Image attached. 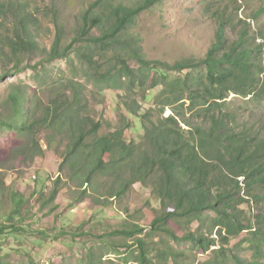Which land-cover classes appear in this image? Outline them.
<instances>
[{
	"label": "trees",
	"instance_id": "obj_1",
	"mask_svg": "<svg viewBox=\"0 0 264 264\" xmlns=\"http://www.w3.org/2000/svg\"><path fill=\"white\" fill-rule=\"evenodd\" d=\"M162 1L144 0L136 7L94 2L82 12L68 44L55 13L53 46L42 49L46 55L34 66L23 67L21 61L40 50L38 20L25 0H0V60L14 69L1 73L0 82L31 67L36 80H47L48 91V100L36 104L28 87L12 85L7 102L13 110L8 117L0 113V132L28 138L25 153L11 152L24 161L29 153L32 160L45 156L36 141L40 136L47 150L60 156V175L46 194L40 193V209L66 187L63 176L73 185L70 207L87 199L95 206H122V224L104 231L98 253L92 246L76 264H264V0L255 5L231 0V14L228 6L217 7L216 38L205 57L174 64L148 60L139 40L124 39L140 15ZM75 53L82 78L49 80L47 63L57 59L80 71L71 57ZM170 73L183 76L170 78ZM158 88L146 110L133 97L142 92L147 102V90ZM107 91L124 93L126 114L113 127L103 114L97 118L91 105L92 99L103 107L105 97L99 96ZM230 95L245 105L234 106ZM167 109L171 113L165 117ZM132 117L143 131L139 141L125 139ZM105 125L110 131L102 133ZM136 185L150 192L145 207L154 218L148 227L137 218L142 211L123 206ZM5 186L0 173V196L11 206L0 218V241L10 233L29 232L25 228L32 229L34 219L30 201L18 191L3 195ZM79 229L32 232L38 239L68 236L78 243L84 235ZM5 260L0 253V264Z\"/></svg>",
	"mask_w": 264,
	"mask_h": 264
},
{
	"label": "rangeland",
	"instance_id": "obj_2",
	"mask_svg": "<svg viewBox=\"0 0 264 264\" xmlns=\"http://www.w3.org/2000/svg\"><path fill=\"white\" fill-rule=\"evenodd\" d=\"M25 1L38 20L37 40L40 50L24 58L21 61L23 67L26 65L34 66L46 55L42 49L50 51L53 46L57 33L53 23L55 13L59 14L60 24L63 26V43L68 44L78 27L82 12L99 0ZM250 1L254 2L253 4L255 5L259 4L260 0ZM143 2L144 0H113V4H123L127 7H136ZM227 6L229 9L228 13H233L231 0H164L148 11H144L136 20L135 25L124 34V39L133 37L139 40L143 48L144 57L148 60L174 64L183 59H201L205 57L216 38L218 22L214 18L213 12L216 11L217 7ZM242 11L243 9L239 14H242ZM261 24H264V15L261 18ZM256 29H258L257 26ZM94 32L96 35L99 34V31ZM232 36L234 37L233 33ZM71 57L80 70L82 65L76 53L73 56L71 55ZM131 61V66L138 69V65L134 60ZM12 66V63L0 60V74L5 70L13 71ZM47 74L50 77L49 80L52 81L59 79L62 81L73 77L82 78L81 70H73L62 59L47 63ZM169 75L170 78L183 76V74L178 73H170ZM46 82V79L41 82L36 80L34 70L31 67L20 71L16 75L6 76L0 82V113L5 117L12 113L13 108L7 102L12 85L28 87L27 91L34 103L37 104L39 99L46 102L48 100V91L44 87ZM160 90V88L155 90L148 89L146 96L149 97V101L147 102L141 99L140 95L142 92L135 93L133 97L146 110L154 105V99ZM123 94L121 91H107L103 96H99V100L105 97L103 107L96 106L94 100L91 99L92 109L96 113L97 118L103 114L106 122L112 127L115 126L118 123L119 116L126 114V111L122 109L123 105L120 97ZM229 101H232L236 107L245 105L244 100L237 99L234 95H230ZM170 113L167 109L165 117L169 116ZM129 120L132 122V128L126 131L125 139L127 141H139L143 135L139 119L132 117ZM108 131H110L108 125H105L102 133H107ZM36 141H39L44 148L45 156L32 160L31 153H29L28 159L24 161L22 156L12 155L11 152L12 150L20 149L25 153L28 138H20L11 131L0 132V173L6 184L3 195L8 189L23 194L30 201L29 204L33 210L34 218L31 224L33 230L29 227L25 228L26 231L30 230V233L25 231L18 234L10 233L8 237L0 241L1 258H6L5 264H76L81 252L85 254L86 250L92 246L96 250L99 244L98 240L104 236L103 232L107 229H115L122 224L126 214L123 212L122 206L118 207L115 204L107 207L95 206L89 199L76 207H70L73 185L68 186L64 176L63 182L66 187L62 188L53 204L40 209L42 203H40L38 197L41 192L46 194L60 175L59 166L61 159L58 154L47 150L44 136H40ZM1 166L3 169H1ZM149 197L150 192L148 190L142 188L141 185H136L133 193L126 200V204L123 205L129 206L132 213L136 209L143 212V217L139 215L137 218H142L141 224L144 227H148L154 218L152 209L145 207ZM152 205L157 208L156 203L152 202ZM52 207L56 209L52 210L51 215H46ZM10 208L9 199L0 196V218L5 216L10 211ZM29 222L27 221V224H30ZM76 227H80L77 233L82 232L84 234L83 237L77 238L78 243L68 236L54 241L51 237L38 239L37 237L40 236L32 232L36 233V230L48 231L50 228ZM16 250L19 252L16 253ZM26 251L31 254V257L26 255ZM95 252L98 253L97 250ZM72 255H75V262L71 259Z\"/></svg>",
	"mask_w": 264,
	"mask_h": 264
}]
</instances>
